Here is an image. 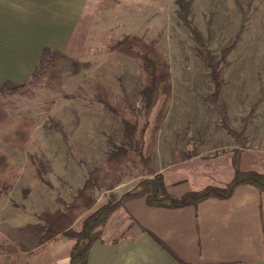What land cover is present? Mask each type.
I'll list each match as a JSON object with an SVG mask.
<instances>
[{
	"label": "rangeland",
	"instance_id": "obj_1",
	"mask_svg": "<svg viewBox=\"0 0 264 264\" xmlns=\"http://www.w3.org/2000/svg\"><path fill=\"white\" fill-rule=\"evenodd\" d=\"M185 1L203 43L179 17L177 0H84L79 41L64 52L48 48L54 52L41 69L46 72L30 92L0 93V155L12 164L10 184L0 193V244L14 243L5 236L9 227L44 226L37 214L62 209L56 198L71 204L88 171L103 166L117 146L129 154L92 191L93 208L152 176L148 165L135 161L120 116L98 93L135 116L143 129V154L162 174L178 167L208 171L231 148L234 137L208 99L215 89L210 60L222 77L221 99L231 126L242 131L249 119L264 120V0ZM127 34L155 42L168 65L170 90L148 110L141 59L111 51ZM25 119L32 121L31 129L18 149L4 136ZM32 155L45 164L42 171Z\"/></svg>",
	"mask_w": 264,
	"mask_h": 264
},
{
	"label": "crops",
	"instance_id": "obj_2",
	"mask_svg": "<svg viewBox=\"0 0 264 264\" xmlns=\"http://www.w3.org/2000/svg\"><path fill=\"white\" fill-rule=\"evenodd\" d=\"M83 5L84 0H0V87L30 78L44 48L64 52L79 41ZM242 128L223 160L208 163L217 167L163 172L168 191L180 196L220 185L236 169L264 173V120L251 118ZM72 244L60 235L0 253V264H69ZM170 252L193 264H264V191L239 184L229 198L208 197L177 208L127 200L92 243L87 264H180Z\"/></svg>",
	"mask_w": 264,
	"mask_h": 264
},
{
	"label": "trees",
	"instance_id": "obj_3",
	"mask_svg": "<svg viewBox=\"0 0 264 264\" xmlns=\"http://www.w3.org/2000/svg\"><path fill=\"white\" fill-rule=\"evenodd\" d=\"M177 4L179 17L186 25H189L196 41L203 43L198 30L191 25L188 19L189 2L177 0ZM111 51H117L131 57L136 56L141 59V71L144 75V86L141 95L147 110L154 105L162 91L169 92L170 74L168 65L157 49L155 42H146L134 34H127L112 45ZM53 52L48 48H44L31 78L22 83L5 81L0 87V93L25 94L30 92L36 86L39 78L45 74L46 71L41 69L46 63L48 56H50L49 54ZM226 53L227 49L223 51V54ZM206 64L211 68V76L215 87L208 99L217 106L221 115V123L225 130L235 139H239L242 131L231 126L223 107L221 99L222 77L216 71L212 60ZM98 100L120 116L123 124V134L132 142L131 151L135 161L141 165H148L146 170L152 176L139 180L132 188L123 192L118 199L108 200L93 208L95 199L91 195L92 191L104 184L109 171L117 167L122 159L129 154L124 146H117L112 158L106 161L103 166H95L88 171L82 187L78 189L71 204H65L61 198H56L62 209H58L55 212L43 210L37 214L38 219L44 222V226L40 224H25L9 227L5 230V235L14 243L0 244V253L14 252L18 248L29 249L54 240L61 235L73 241L69 250V264H87L88 252L92 243L99 239L111 214L119 207H122L127 200L143 198L144 202L149 206L177 208L196 205L208 197L229 198L239 184H250L258 190L264 191V173L250 169H236L232 177L222 185H207L187 191L180 196H175L168 191L163 174L153 171L149 160L145 158L143 154L144 141L141 136L143 129L139 128L135 116H128L121 108L112 106L105 99L102 92L98 93ZM1 108L0 104V112L2 111ZM31 123L32 121L29 119L21 121L13 132L4 136V140L13 147L22 149L28 138ZM30 159L34 162L37 161L36 164L40 171L45 167L41 158H35L32 155ZM11 169L12 164L4 156L0 155V193L10 184L9 175L7 174L11 172ZM85 213L87 214L81 220L80 226L75 228L74 222ZM171 254L180 264H193L179 259L173 252Z\"/></svg>",
	"mask_w": 264,
	"mask_h": 264
}]
</instances>
